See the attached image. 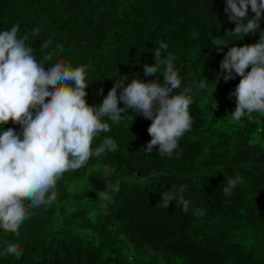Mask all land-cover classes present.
<instances>
[{
  "label": "trees",
  "instance_id": "obj_1",
  "mask_svg": "<svg viewBox=\"0 0 264 264\" xmlns=\"http://www.w3.org/2000/svg\"><path fill=\"white\" fill-rule=\"evenodd\" d=\"M13 25L19 36L28 34L38 59L53 53L46 67L57 60L86 66L90 105L125 76L163 83L162 68L157 77L143 72L161 43L175 56L177 92L194 82L204 87L193 88L191 129L171 157L159 155L158 146L144 151L151 121L141 114L128 109L119 124L105 117L111 130L92 147L110 137L117 150L64 173L57 199L32 210L18 237L0 228V253L9 242L22 248L20 258L0 254V264H264V114L231 120L230 93L240 77L225 81L219 67L229 47L264 35V12L260 30L243 36L229 32L235 22L224 0H0V31ZM9 127L20 131L11 120L0 131ZM237 175L242 183L224 195L227 179ZM117 182L119 192H112ZM180 185L187 213L160 199ZM100 191L111 200H101ZM201 209L204 215H194Z\"/></svg>",
  "mask_w": 264,
  "mask_h": 264
},
{
  "label": "clouds",
  "instance_id": "obj_2",
  "mask_svg": "<svg viewBox=\"0 0 264 264\" xmlns=\"http://www.w3.org/2000/svg\"><path fill=\"white\" fill-rule=\"evenodd\" d=\"M249 7L254 13L251 17ZM224 12L229 21L235 22L229 32L244 36L260 30L264 0H224ZM38 32L33 29V34ZM18 33V25L0 31V126L10 120L20 125L19 132L11 127L0 131V228L17 237L32 210L51 206L57 199V181L64 173L80 169L93 156L117 150L110 137H105L95 149L92 147L101 132L111 130L105 117L119 124L128 109L141 114L151 121L147 128L151 139L144 151L150 153L158 146L159 155L171 157L178 140L191 129L189 106L193 88L204 87L202 82H194L177 92L182 81L174 66L175 56L165 55L167 44L161 43L152 53L154 63L144 64L143 72L145 76L157 77L162 68L163 83L136 77L128 80L125 76L115 80L100 104L90 105L85 99L86 66L73 67L57 60L46 67L45 62L53 61V53L38 59L28 43V34ZM50 43L45 41L43 47ZM219 67L225 81L234 79L233 73L240 77L230 93L235 97L231 120L240 121L252 113L264 114V35L260 34L255 43L229 47ZM98 94L103 95V89ZM121 101L123 107L119 106ZM239 183V175L227 179L224 195L231 196ZM109 187L112 192H119L118 182ZM185 190L186 185H180L162 191L163 207L168 208L175 200L187 213L190 202L183 196ZM99 198L111 200L107 191H100ZM194 215L202 216L204 212L201 209ZM0 254L20 258L22 248L9 242Z\"/></svg>",
  "mask_w": 264,
  "mask_h": 264
},
{
  "label": "rangeland",
  "instance_id": "obj_3",
  "mask_svg": "<svg viewBox=\"0 0 264 264\" xmlns=\"http://www.w3.org/2000/svg\"><path fill=\"white\" fill-rule=\"evenodd\" d=\"M222 107H225V106H222ZM255 121H258V119H255Z\"/></svg>",
  "mask_w": 264,
  "mask_h": 264
},
{
  "label": "water",
  "instance_id": "obj_4",
  "mask_svg": "<svg viewBox=\"0 0 264 264\" xmlns=\"http://www.w3.org/2000/svg\"><path fill=\"white\" fill-rule=\"evenodd\" d=\"M223 109H226V108H220V110H223Z\"/></svg>",
  "mask_w": 264,
  "mask_h": 264
},
{
  "label": "bare ground",
  "instance_id": "obj_5",
  "mask_svg": "<svg viewBox=\"0 0 264 264\" xmlns=\"http://www.w3.org/2000/svg\"><path fill=\"white\" fill-rule=\"evenodd\" d=\"M179 64V63H178Z\"/></svg>",
  "mask_w": 264,
  "mask_h": 264
}]
</instances>
